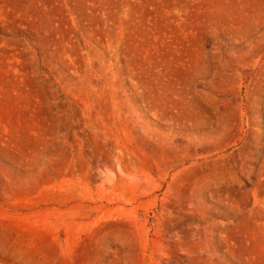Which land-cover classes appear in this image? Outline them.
<instances>
[{
	"label": "rangeland",
	"instance_id": "obj_1",
	"mask_svg": "<svg viewBox=\"0 0 264 264\" xmlns=\"http://www.w3.org/2000/svg\"><path fill=\"white\" fill-rule=\"evenodd\" d=\"M0 264H264V0H0Z\"/></svg>",
	"mask_w": 264,
	"mask_h": 264
}]
</instances>
